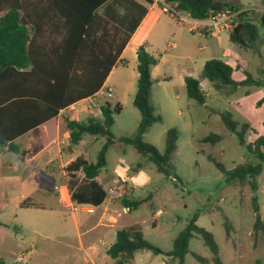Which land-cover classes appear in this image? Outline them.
Returning <instances> with one entry per match:
<instances>
[{
	"label": "rangeland",
	"instance_id": "obj_1",
	"mask_svg": "<svg viewBox=\"0 0 264 264\" xmlns=\"http://www.w3.org/2000/svg\"><path fill=\"white\" fill-rule=\"evenodd\" d=\"M138 1L145 3L144 0ZM219 1L233 4L239 1L246 7L260 8L261 11L255 10L248 16V20L259 29L257 49H245L232 43L230 31L207 36L198 30L195 22H179L169 12L157 7L161 0H155L156 7L152 8L145 26L150 36L147 48L159 61L152 75L151 100L162 121L144 134V141L163 153L167 131L177 129V150L172 160L176 178L169 179L158 173L154 163L143 157L134 146L119 140L135 136L141 118L133 105L137 70L133 57L128 53L126 58L130 64L120 63L108 83L112 87V97L99 101L100 104L109 103L112 108L117 104L122 107L120 114L114 116L112 133L115 139L108 149L107 165L101 170L99 180L108 191L105 204L119 219L117 228L136 225L145 240L163 251H170L174 239L197 215V225L213 234L222 264H264V238L261 232L255 234L256 213L252 204L255 196L264 223V162L256 192L248 183L228 182L208 159L213 157L227 169L242 163L259 162L258 158L247 154L236 135L227 130L221 114L229 111L234 120L249 123L251 128L245 140L247 144L254 142L258 136L264 135V85L239 87L234 93H228L227 88L218 92L210 83L203 81L206 101L201 105L188 97L184 82V76L198 78L204 64L211 59L229 63L233 67L232 78L235 81L244 78V71L264 81V0ZM170 43L174 46L168 47ZM75 109L80 110V105ZM210 134H218L222 140L214 145L203 142ZM85 139L91 141L92 136L87 135ZM106 142V137L92 141L88 150L91 162H96ZM138 164L143 165L141 171L149 177V182L142 187L134 184L127 196L111 195V177L116 166L128 168L132 175L140 171L136 170ZM72 185V181L41 182L35 177H27L17 155L0 149V259L5 264H31L27 257L30 244H35L38 250L46 248L48 243L36 239L33 230L55 231L58 227L57 211H65L67 205L76 206L72 200ZM126 197L136 201L147 199L128 214L124 213L123 205ZM25 200L37 207H20ZM115 201L117 204L114 205ZM158 210L161 213L156 215ZM225 218L233 225L230 239L226 235ZM189 249L185 264H215L210 249L199 235L191 239ZM144 255H151L153 264L165 258L150 251H145Z\"/></svg>",
	"mask_w": 264,
	"mask_h": 264
},
{
	"label": "trees",
	"instance_id": "obj_2",
	"mask_svg": "<svg viewBox=\"0 0 264 264\" xmlns=\"http://www.w3.org/2000/svg\"><path fill=\"white\" fill-rule=\"evenodd\" d=\"M144 1L150 6L155 4V0ZM161 1L157 4L160 10L164 9L166 3L188 12L194 20L206 19L226 9H242L241 5L219 0ZM148 12V7L136 0H39L36 4L27 3L26 0H0V148H7L19 155L21 151L15 144L19 137L57 118L61 110L97 93ZM53 15L57 21L51 19ZM74 17L78 19H72ZM230 41L245 49H257L260 44L258 26L246 17L242 18L230 32ZM157 62L145 44L139 46L137 91L133 105L139 110L141 118L135 136L119 140L134 146L143 157L154 163L158 173L170 179L176 178L172 160L177 150V129L167 131L163 153L144 141V134L162 121L151 100L152 68ZM232 74L233 67L229 63L211 59L204 64L199 78H185L187 95L204 105L206 100L201 87L204 80L216 91L227 88L228 93H234L239 87L264 85L262 79H255L247 71L239 81L233 80ZM121 110L120 104L112 108L105 103L101 104L99 118L90 117L84 122L66 118L71 145H77L85 135L107 138L95 163L78 159L69 166L71 169H81L84 175L83 183L72 193V200L78 204L99 206L107 196L96 178L107 165L106 155L115 139L112 133L114 116L120 114ZM221 120L227 130L236 135L238 143L246 148L247 154L258 158L259 162L242 163L227 169L213 157L209 156L208 159L228 182L248 183L257 192V179L264 162V135L247 144L245 136L251 128L249 123L234 120L229 111L221 114ZM221 140L220 135L210 134L202 141L214 145ZM142 168L143 165L138 164L136 170ZM146 199H123V205L134 210ZM252 204L256 213L255 234L261 232L264 238V223L255 196ZM32 206L34 204L28 200L20 204L22 208ZM197 219L195 215L178 234L170 251H163L145 240L140 228L135 226L117 231L116 241L107 250V255L114 260V264H131L136 252L147 250L168 257L172 262L170 264H185L190 241L199 235L210 249L214 263L222 264L213 234L199 227ZM232 227V223L225 218L229 239ZM197 259L207 262L201 257ZM0 264L5 263L0 259Z\"/></svg>",
	"mask_w": 264,
	"mask_h": 264
},
{
	"label": "crops",
	"instance_id": "obj_3",
	"mask_svg": "<svg viewBox=\"0 0 264 264\" xmlns=\"http://www.w3.org/2000/svg\"><path fill=\"white\" fill-rule=\"evenodd\" d=\"M38 1L39 0H26L27 3L33 2L34 4ZM142 4L146 5L145 3ZM237 4L243 6L242 9L261 11L258 7H246L239 1ZM154 7H156L155 4L151 6V8H148L149 12L147 16L133 34L131 40L125 47L120 59L115 64L102 88L110 87L112 89L108 83L119 64H130L126 58L128 53H130L133 57L134 67L137 70V50L142 44H145L147 47L150 36L148 31L145 29V26L151 10ZM254 11L249 14L254 13ZM99 13H102V9L99 10ZM249 14H246L247 19H249ZM51 19L56 21L58 20L55 15H53ZM72 19L78 18L74 17ZM170 46H174V44H168V47ZM147 50L153 55L148 48ZM158 64L159 61L157 62V65L152 68L153 76ZM186 77L187 76H184V82ZM136 79H138V72L136 73ZM79 103L80 101L64 110H61L57 118L47 122L45 125L36 130H32L24 134L15 141V144L21 151L19 155H16L24 165V174L27 177H35L41 182H55L60 180L66 182L72 181L73 189L71 193H73L83 183L84 175L81 169L75 170L69 168V166L78 159L91 163L88 153L89 146L92 141L98 137L92 136L91 141H86L85 138L87 135H85L77 145H71L70 131L66 125V118H70L78 122H84L87 121L88 118L93 117L81 110H73L79 105ZM100 116L101 114H98L94 118H99ZM65 147L68 148L65 149L66 151H63V148ZM0 149L8 151L7 148ZM79 177H81L79 180L80 182L75 184ZM106 180H110V178H106ZM96 182L99 186H101L107 195L102 204L94 206L92 204H78L75 202L76 206L67 205V208L65 207V211H57L56 219L58 227L55 228L54 232H47L44 229L33 230V234L36 239L40 240L41 243L48 244L45 246V249L41 248L40 250L36 248L37 246L35 244L29 245L30 251L27 253V257L30 261H32L31 264H50L55 262L57 264H114V260L107 255V250L116 241L117 231L121 229H129L130 227L136 225L117 228L119 219L114 216V213L111 211V207L105 204L108 199V191L100 182L99 177L96 178ZM148 182L149 177H147L141 169L139 172L131 175L128 168L116 166L113 176L111 177V188L114 186H122L120 191H122V195L127 196L130 189H133L132 186L137 185L142 187ZM67 186H69V183ZM125 199L129 198L126 197ZM113 203L114 205L117 204L116 201ZM84 207H93L95 210L93 213L94 215H88L89 213L84 212ZM124 209L129 208L124 207ZM131 212L132 211L129 209V212L127 213L129 214ZM160 213L161 210H158L156 215ZM74 240L77 241L74 242ZM145 251L147 250L136 252L134 261L131 264H153L152 262L154 258L151 257V255H144ZM152 254L155 255L154 253ZM32 256H34V259L31 258ZM164 257L163 261L158 264H170L169 258L166 256Z\"/></svg>",
	"mask_w": 264,
	"mask_h": 264
},
{
	"label": "built area",
	"instance_id": "obj_4",
	"mask_svg": "<svg viewBox=\"0 0 264 264\" xmlns=\"http://www.w3.org/2000/svg\"><path fill=\"white\" fill-rule=\"evenodd\" d=\"M164 11L169 12L175 19L181 23H192L195 22L198 30L203 32L207 36L218 35L224 31H233L234 27L240 22L242 18L247 17L245 14L253 12V9H240L233 11L226 9L223 11L216 12L203 20H194L190 14L184 10H179L172 5L164 4ZM201 25V26H200ZM203 82V81H202ZM201 82V87H202ZM112 97V89L110 87L101 88L97 93L90 97H87L80 101V110L95 117L101 114L100 100L104 98ZM76 110V109H73ZM76 112V111H75ZM122 186H114L110 189V194L115 197H120V189ZM83 211L89 214L95 212L93 207H84ZM124 212H129V209H124Z\"/></svg>",
	"mask_w": 264,
	"mask_h": 264
}]
</instances>
